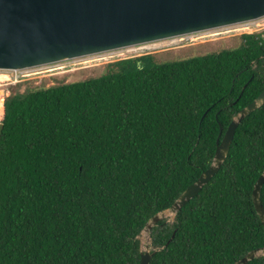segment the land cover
Wrapping results in <instances>:
<instances>
[{"label":"trees","instance_id":"1","mask_svg":"<svg viewBox=\"0 0 264 264\" xmlns=\"http://www.w3.org/2000/svg\"><path fill=\"white\" fill-rule=\"evenodd\" d=\"M239 37L13 87L0 120V264H140L148 222L213 164L218 140L264 90V35ZM263 173L264 104L239 123L210 181L150 230V264H236L264 248L253 201Z\"/></svg>","mask_w":264,"mask_h":264},{"label":"water","instance_id":"2","mask_svg":"<svg viewBox=\"0 0 264 264\" xmlns=\"http://www.w3.org/2000/svg\"><path fill=\"white\" fill-rule=\"evenodd\" d=\"M264 18V0H0V68L27 69L92 56L177 36ZM264 104V90L231 122L213 164L169 209L175 215L219 171L239 123ZM3 123H0V137ZM222 133V128H221ZM264 173L253 189L255 208L264 224L261 191ZM166 212L146 225L150 230ZM147 247L140 264H150ZM264 254L250 251L236 264Z\"/></svg>","mask_w":264,"mask_h":264},{"label":"rangeland","instance_id":"3","mask_svg":"<svg viewBox=\"0 0 264 264\" xmlns=\"http://www.w3.org/2000/svg\"><path fill=\"white\" fill-rule=\"evenodd\" d=\"M260 32L264 35V20L254 24L237 25L225 29L212 30L199 37L193 38L183 43H173L171 40H163L148 45L142 44L115 51L114 54H102L96 56H87L70 61H62L53 64H47L31 69L29 74L22 76V80L16 83L3 84L0 86V98L3 99V109L0 108V120L4 115V101L10 95L13 87L20 83H24L22 88L26 87V82L29 81L32 86H51L62 80L64 81H79L84 80L89 76L100 74L106 63L111 61L140 56L147 53H155L159 58H173L176 56L188 57L199 53H205L222 47H234L239 44L240 35L243 33ZM99 68V70H94ZM1 81L7 83L9 77L1 76ZM167 218L173 219L174 215L169 210L165 211ZM143 251L151 250V238L148 233L143 231L141 236Z\"/></svg>","mask_w":264,"mask_h":264},{"label":"built area","instance_id":"4","mask_svg":"<svg viewBox=\"0 0 264 264\" xmlns=\"http://www.w3.org/2000/svg\"><path fill=\"white\" fill-rule=\"evenodd\" d=\"M261 20H264V18L257 19V20H254V21H248V22L240 23V24H237V25H243V24H248V25L254 24L255 25L256 23H258ZM237 25L226 26V27H223L221 29L230 28V27H233V26L236 27ZM212 30H216V29H212ZM212 30H207V31L198 32V33L186 34V35L177 36V37H173V38H169V39H165V40H171L173 43H183L184 41H189V40H191L193 38H196V37H199L201 35H204L205 33L207 34V33L211 32ZM161 41H163V40H161ZM156 42H159V41H156ZM156 42H150V43H156ZM150 43H146L145 45H148ZM119 50H121V49L108 51V52H105V53L106 54H114L115 51H119ZM105 53H100V54H96V55H102V54H105ZM96 55H92V56H96ZM76 59H78V58H76ZM33 68H35V67H33ZM33 68L19 69V70L18 69H2V68H0V86H2L3 84H10V83H16V82L21 81L22 80L21 77L25 76L26 74L28 75L29 72L31 71V69H33ZM1 76L9 77V79L7 80V83H4L3 81H1V78H2Z\"/></svg>","mask_w":264,"mask_h":264},{"label":"bare ground","instance_id":"5","mask_svg":"<svg viewBox=\"0 0 264 264\" xmlns=\"http://www.w3.org/2000/svg\"><path fill=\"white\" fill-rule=\"evenodd\" d=\"M0 108L3 109V99H2V97L0 98Z\"/></svg>","mask_w":264,"mask_h":264}]
</instances>
